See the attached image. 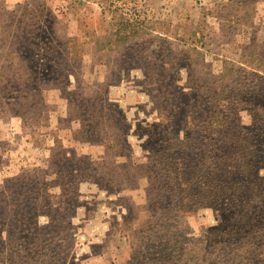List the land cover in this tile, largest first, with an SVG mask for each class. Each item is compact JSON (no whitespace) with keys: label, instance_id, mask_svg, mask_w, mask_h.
<instances>
[{"label":"rangeland","instance_id":"rangeland-1","mask_svg":"<svg viewBox=\"0 0 264 264\" xmlns=\"http://www.w3.org/2000/svg\"><path fill=\"white\" fill-rule=\"evenodd\" d=\"M124 18L142 20L147 41L117 43L115 34ZM10 31L21 34L19 48L24 49L19 55L10 46L2 47ZM252 43L253 55L263 63L264 0H0V81L24 82L31 76L28 69H35L38 78L56 84L45 91L41 109L0 101V190L17 176L30 188L45 180L53 206L43 211L26 192L24 204L17 205L15 185L8 183V224L17 222L18 208L30 214L24 234L11 235L0 227V264H143L140 257L147 254L136 251L132 236L141 234L135 241L141 247L150 234L140 221L149 219L143 207L152 192L144 179H137L134 166L119 165L126 159L115 158L110 147L113 130H104L108 140L103 145L79 143L84 131L69 117L67 96H101L115 104L120 110L111 111L112 119L124 118L128 127L122 124L117 131L130 147L121 153H130L132 163H142L147 160L144 144L159 140L150 135L164 118L159 106L167 96H161H170L175 104L169 110L164 104L168 116L174 112L165 138L197 139L193 122L182 125L203 115L194 88L205 83L221 90V75L229 73V63L244 66L241 59ZM253 110L242 109L245 124L251 123ZM57 142L90 155L98 171L93 179L80 180L70 199L50 168ZM56 154L64 157L57 149ZM63 166L66 175L74 174L69 169L73 163ZM60 211L66 213L60 216ZM49 214L54 220L50 227ZM177 221L194 236L217 225L208 209ZM33 226L36 231L30 230Z\"/></svg>","mask_w":264,"mask_h":264},{"label":"trees","instance_id":"trees-1","mask_svg":"<svg viewBox=\"0 0 264 264\" xmlns=\"http://www.w3.org/2000/svg\"><path fill=\"white\" fill-rule=\"evenodd\" d=\"M19 35L10 31L2 47L10 46L8 50L15 55L22 53L24 48H19ZM115 35L117 43L125 45L130 42L140 45L149 36L143 29L142 20L129 22L127 18L121 20L120 30ZM255 48L256 43L246 46L245 56L241 59L244 66L229 63L232 68L221 75V90L213 91L205 83L193 87L197 90V103L204 110L203 115L192 117L191 122L182 125L187 128L193 122L192 126L199 134L197 139L170 142L165 138L164 131L174 112L168 116L164 104L168 110L175 104L170 102V96H161H167L166 102L159 106V115L164 118L150 135L159 140L144 144L147 160L142 163H132L130 153H121L130 147L125 135L117 131L122 124L126 130L128 127L124 118L118 120L114 116L112 119L111 111L120 110L115 104L106 102L101 96L87 97L69 92V117L79 121L84 131L79 143L103 145L108 140L106 131L113 130L115 136H111L110 147L116 151L115 158L126 159L119 165L122 168L134 166L137 179H144L152 192L143 207L149 213V219L140 221L150 234L141 247L135 242L141 234L133 232L132 236L136 251L147 254L140 257L143 264H264V55L262 63L253 55ZM256 61L258 64H254ZM28 70H31V76L24 82L0 81V101L13 106L23 105L30 110L43 107L45 91L56 84L52 79L38 78L35 69ZM12 92L15 94L8 96ZM245 107L254 109L250 124L243 122L242 109ZM103 133L105 137H102ZM259 140L262 142H257ZM56 149L64 157L59 158ZM49 163L67 199L74 197L70 195L71 189L76 188L80 180H90L93 174H98L95 160L90 155H79L75 149L58 142L52 149ZM65 163L67 166L73 163L74 166L69 168L75 169L72 176L66 175ZM23 178L17 176L7 180L0 190V227L11 235L28 231L22 227L30 213L26 208H18L17 222L8 224V183L15 185L13 201L17 205L24 204L21 197L26 192L34 195L30 201L43 211L45 207H53L49 183L39 180L34 188H30ZM75 193L78 196L76 189ZM205 209L215 213L217 225L199 236H194L189 226L177 221ZM59 213L61 216L66 212ZM49 217L51 220V214ZM50 224L49 227L54 220ZM36 228L33 226L30 230L36 231Z\"/></svg>","mask_w":264,"mask_h":264}]
</instances>
